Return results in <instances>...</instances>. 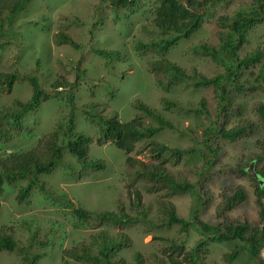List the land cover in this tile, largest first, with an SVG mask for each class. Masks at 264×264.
<instances>
[{
	"label": "rangeland",
	"instance_id": "obj_1",
	"mask_svg": "<svg viewBox=\"0 0 264 264\" xmlns=\"http://www.w3.org/2000/svg\"><path fill=\"white\" fill-rule=\"evenodd\" d=\"M157 4V0H136L131 8L113 9L110 0H27L10 20L7 11L0 14V72L17 71L21 75L36 76L41 87L51 93L49 100L41 101L22 119L24 131L16 132L7 142L0 141V155L32 148L43 135L62 127L70 109L67 94L72 96L78 109L94 103L103 114L113 113L121 121L138 118L144 125L154 124L150 117L133 107L132 103L140 100L174 125V128L159 131L153 140L162 141L171 148L193 150L180 158L167 154L168 171L178 181L193 185L188 191L174 195H166L164 190L150 192L147 182L133 179L137 167L128 166L126 158L150 161L147 151H136L149 140L139 142L129 154L112 142L97 144L93 141L88 158L104 160L106 169L91 172L83 179H76L65 169L64 165L71 171L80 169L76 159L66 150L62 154L63 164L48 174L38 175L45 188L64 195L75 207L94 212H117L122 205L130 216H141L143 209V219L127 227L79 221L69 208L54 202L36 187L30 190L23 204H18L16 191L26 180L15 183L0 197V226L8 224L9 233L18 245L28 246L30 252L40 254L37 264H88L63 258V251L77 243H89L92 236L100 232L114 238L123 233L128 238L127 246L122 247L113 260L136 264V254H139L141 264H170L164 253L167 247L175 243L189 251L205 238L195 217L211 225L229 224L237 218L253 224L257 219L254 187L258 179L248 172L240 176L235 169L241 165L248 170L251 162L254 172L264 167V123L253 109L255 103L264 104V86L255 91L237 92L234 84L255 82L258 75H264V22L245 31V40L235 57L242 59L259 50L263 53L260 60L247 67H236L239 69L235 76L226 79L229 62L215 61L209 55L195 52L192 47L207 44L218 48L221 44L219 33H229L227 26L218 27L219 16L232 18L238 11H254V1L215 2L208 7L200 29L190 37L182 38L165 54L141 56L134 51V44L157 37L152 23ZM58 32L67 34L79 47L56 43L54 36ZM95 49L118 51L120 57L105 60ZM160 58L175 62L186 73L195 71L207 77L222 75L220 81L224 82L228 105L223 106L220 90L214 86L194 87L182 83L169 91L163 90L147 69L149 61ZM56 82L70 85L54 93L52 85ZM31 95L28 79L15 81L10 92H0V111L13 110L16 100L25 102ZM163 98L175 102L177 107L164 108ZM202 99L207 114L198 111ZM241 117L253 122L252 134L237 141L212 135L217 153L208 172L209 159L202 149L205 134H214L219 126H232ZM2 118L5 125L6 118ZM74 130L90 137H95L96 133L95 127L80 111L74 117ZM258 154L262 157L255 160ZM261 180L264 182V178ZM230 186L242 187L246 200L218 218L216 206L220 194ZM133 189L140 191L141 208L134 205L133 196L129 195V190ZM167 202L173 204L177 216L190 222L185 232H181L177 224H165ZM234 249L238 251L236 258L225 261V256ZM0 264L26 263L17 251H0ZM199 264L260 263L240 239L231 238L208 241L199 254Z\"/></svg>",
	"mask_w": 264,
	"mask_h": 264
},
{
	"label": "trees",
	"instance_id": "obj_2",
	"mask_svg": "<svg viewBox=\"0 0 264 264\" xmlns=\"http://www.w3.org/2000/svg\"><path fill=\"white\" fill-rule=\"evenodd\" d=\"M27 0H0V14L7 11V18L19 13ZM220 0H157L158 4L154 10L152 20L156 28L157 37L150 41H138L134 44V51L141 56L147 54H165L182 38H188L198 31L203 23L204 15L208 7ZM255 3V10L236 12L232 18L221 15L217 20L218 27L227 26L229 33H219L220 46L218 48L209 47L207 44L193 46L192 49L197 53L209 55L215 61L224 59L230 63L227 68L226 79L235 76L236 67H247L248 65L260 60L262 52L256 50L242 59H236V53L244 42V33L264 22V0H252ZM136 0H110V6L113 9L119 7L131 8ZM253 9V8H252ZM54 39L59 44H69L78 48L79 44L73 41L67 34L58 32ZM96 54L105 60L117 59L120 57L118 51H107L95 49ZM233 59V61L231 60ZM37 64L38 60L36 61ZM147 69L155 77L156 83L165 91H169L177 84H190L194 87L214 86L220 90V96L223 100V106L227 104L226 90L224 82L220 81L222 75L207 77L202 74L186 73L175 62L167 58L151 60L147 64ZM26 78L32 86V95L25 102L16 100L13 110L6 109L0 111V141L7 142L11 140L16 132L24 131L22 119L29 112L33 111L41 101H47L51 98V93L43 89L36 76L19 74L16 72H0V92H10L15 81ZM70 83H53L54 93L59 92L58 88L67 89ZM264 86V75L260 74L255 78V82L235 83L237 92L255 91ZM69 102V112L67 119L62 127L43 135L37 144L28 149H22L8 154L0 155V197L4 192L10 189L15 183L26 180L24 185L17 188L15 200L18 204H23L33 187L38 188L41 193L48 195L54 202L69 208L73 217L79 221H97L98 223H108L115 227H127L143 219L144 210H140L141 216H130L124 206H119L118 211L94 212L83 207H75L73 203L62 194H56L49 191L38 179L39 174H48L58 165L63 164V151L66 150L76 159L80 166L78 171H71L68 165L65 169L72 172L76 179L88 177L91 172L103 171L106 169V163L102 159H89L88 153L90 144L94 141L97 144L112 142L118 149L129 154L136 149V145L144 140V146L136 150L147 151L150 161L145 162L134 157H127L128 166L137 167L133 173L134 181L147 182L148 191L159 192L164 190L166 195L180 194L193 187L189 182L178 181L167 169V154H173L180 158L185 152H192V148L181 150L171 148L167 144L152 138L164 128H174V125L162 117L155 109L147 106L140 100H135L132 105L135 109L150 117L154 124L144 125L138 118L129 121H121L113 113L103 114L94 103L82 106L80 109L76 106L71 95L67 94ZM163 107L166 109L176 108L175 102L163 98ZM201 106V108H200ZM253 109L257 117L264 123V104L255 103ZM80 111L85 120L92 124L95 129V137L74 130V117ZM198 111L207 114L204 106V100L199 101ZM2 117L6 118V124L3 125ZM254 130L253 122L246 117H241L234 125L226 127L219 126L215 128L214 134H205L202 149L207 155L209 161L207 171L211 169V162L214 159L217 148L213 146V137H222L227 141H237L249 137ZM30 132V131H27ZM212 137V138H211ZM262 154H258L254 159L260 160ZM253 159V160H254ZM237 173L241 176L247 174L245 166H236ZM204 174V173H203ZM259 179L264 178V167L258 172ZM133 196V203L141 208V194L138 189L129 190V195ZM255 203L258 206L257 219L250 224L245 219L237 218L229 224L211 225L198 220L199 228L204 233L205 238L198 241L196 246L189 251H185L180 244L173 243L164 250V253L170 264H199V254L208 241H223L231 238L240 239L251 255H253L260 264H264V182L257 180L254 187ZM246 200V193L242 187H226L220 194V201L216 206L218 218L233 209L238 203ZM166 225L177 224L181 232H185L189 226V221L177 216L174 206L167 202L165 208ZM10 226L2 224L0 226V251H17L26 264H37L40 254H34L28 250V246L18 245L10 235ZM118 238L110 237L104 232L92 236L89 243H77L73 248L63 251V258L68 257L74 261H83L88 264H124L123 259L113 260L116 253L127 246L128 238L123 233L117 235ZM237 249L225 256V261L231 262L237 256ZM140 255L136 254V264H141Z\"/></svg>",
	"mask_w": 264,
	"mask_h": 264
},
{
	"label": "water",
	"instance_id": "obj_3",
	"mask_svg": "<svg viewBox=\"0 0 264 264\" xmlns=\"http://www.w3.org/2000/svg\"><path fill=\"white\" fill-rule=\"evenodd\" d=\"M253 162H251L250 164H249V168H248V170H247V172L248 173H250L253 177H256L257 176V174H256V172H254L251 168L253 167Z\"/></svg>",
	"mask_w": 264,
	"mask_h": 264
},
{
	"label": "flooded vegetation",
	"instance_id": "obj_4",
	"mask_svg": "<svg viewBox=\"0 0 264 264\" xmlns=\"http://www.w3.org/2000/svg\"><path fill=\"white\" fill-rule=\"evenodd\" d=\"M256 174H257V176L254 177V178H257L258 180H260V179H259V174H258V172H256ZM260 181L262 182V180H260Z\"/></svg>",
	"mask_w": 264,
	"mask_h": 264
},
{
	"label": "clouds",
	"instance_id": "obj_5",
	"mask_svg": "<svg viewBox=\"0 0 264 264\" xmlns=\"http://www.w3.org/2000/svg\"><path fill=\"white\" fill-rule=\"evenodd\" d=\"M204 16H205V15H204ZM203 19H204V18H203ZM260 180H261V179H260ZM260 180H259V181H260ZM260 182H261V181H260Z\"/></svg>",
	"mask_w": 264,
	"mask_h": 264
}]
</instances>
